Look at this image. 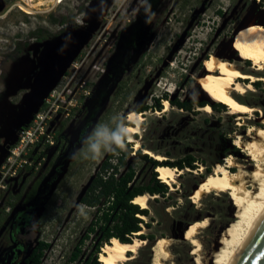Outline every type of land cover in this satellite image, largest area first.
Returning <instances> with one entry per match:
<instances>
[{
    "label": "rangeland",
    "instance_id": "obj_1",
    "mask_svg": "<svg viewBox=\"0 0 264 264\" xmlns=\"http://www.w3.org/2000/svg\"><path fill=\"white\" fill-rule=\"evenodd\" d=\"M91 1L97 3L96 0H67L63 7L51 12L30 15L16 5L21 1L0 0V73L3 70L5 78L10 80L17 71L21 73L25 64L39 65L50 41L62 33L72 35L75 41L87 38L81 49L82 56L88 54L86 65L96 64L98 58L95 59V55L101 53V60L98 59L102 62L99 63L101 75L102 68H107L104 60L113 50L123 46V49L128 48L124 42L120 46L118 34L125 26V19L131 17L130 10L144 3L149 14L154 9L149 19L150 34L145 48L134 50L122 76L112 85L107 83L97 89H101L103 96L99 97L97 92L91 100H86L84 115L60 131L58 143L47 149L46 161L36 171L28 169L11 183L12 194L4 198V207L11 206V213L6 214L4 207H0V252L14 245L10 234L16 214L32 205L31 219L25 223L21 217L18 223L19 237L24 244L22 264L41 241L48 243V247L40 264H82L95 251L100 230L91 233L89 228L99 210L86 205L82 198L111 152L91 158L90 143L95 140L97 128L115 131L121 119L127 125L131 111L138 112L140 105H154L155 98L165 94L173 100L213 102L198 82V78L206 73L205 60L212 54L235 63L244 72L264 77V71L251 69V61L241 59L232 47L238 30L249 24L264 25V0H126L115 19L118 23L111 22V17H94L92 24H76L88 7L86 2ZM99 1L96 8L103 3L102 8L109 0ZM52 14L58 21H51ZM97 20L100 21L98 25ZM40 29L42 31L38 34H32ZM37 37H42L43 41L37 43ZM256 82H259L257 92L237 95V98L257 106L264 113V80ZM7 85L0 84V138L9 139L12 144L17 140L15 133L25 121L30 103L29 90L20 85L8 92ZM1 91L4 92L3 100ZM164 102L161 110L144 111L149 114L144 115L141 132L133 134H137L141 148L162 154L165 160L175 161L193 154L198 159L197 168L180 169L185 171L173 183L175 189L168 184L166 196L158 195L149 200L150 215L143 219L151 226H143V233L153 237L146 239V244L125 264H153V246L162 236L172 240V258L167 264H198V256L192 254L194 245L185 238L184 232L194 221L203 219H208V226L198 234L202 243L199 257L204 264H211L222 247L221 237L225 229L236 219L237 207L227 193L213 192L199 203H195L191 196L215 171L216 164H225L231 155L251 170L254 162L247 161V153L234 144V139L238 133L244 135L250 125L263 126L264 115L260 110L255 111L251 119L240 126L237 115L227 114L229 106L226 104L208 113L196 104L193 109L184 110L169 101L170 108L164 112ZM131 143L135 152V144ZM108 147L112 151L116 148L110 141ZM101 150L104 151V145ZM134 152L126 161L137 170L135 184H146L151 178L152 167ZM0 154L4 157L6 149ZM112 162L115 164L116 159ZM77 248L81 251L73 261L71 257Z\"/></svg>",
    "mask_w": 264,
    "mask_h": 264
},
{
    "label": "bare ground",
    "instance_id": "obj_2",
    "mask_svg": "<svg viewBox=\"0 0 264 264\" xmlns=\"http://www.w3.org/2000/svg\"><path fill=\"white\" fill-rule=\"evenodd\" d=\"M26 2L29 6H25L23 0H21L20 5L25 10L32 12L37 4L32 0H26ZM233 41L239 57L244 61H251V69L257 72L264 71V25L249 24L245 26L237 31ZM217 56L212 54L205 60L206 73L198 78L199 86L213 102L228 105L227 114L237 115L238 124L244 126L247 119H251L250 116H253L255 111L260 109L240 101L237 95L244 96L251 91L257 92L254 82L264 80V77L244 72L235 63ZM245 79L249 81L245 82ZM164 103V112H166L170 108V102L165 100ZM200 108L208 113L213 111L211 105ZM261 112L264 115L263 111ZM156 113L160 114L159 111ZM145 114H149V112L131 111L128 115V120L132 123L127 125V130L131 133H129L128 141L134 142L136 150L141 148V143L132 133L141 132ZM261 122L263 126L250 125L244 135L238 133L234 139V144L247 153V161L254 162L251 170L231 155L226 158L225 164H216L215 171L199 184L191 196L195 203H199L206 195L213 192L215 194L227 193L237 207L236 219L225 229L221 237L222 247L217 250L215 259L211 264H233L244 244L264 217V116H262ZM143 150L156 159L165 160V156L154 153L149 148H143ZM230 167L237 169L230 170ZM184 171L167 165L157 168L159 178L171 185L172 190L175 189L173 183L177 181V176ZM157 196L144 193L138 195L133 202L142 208H148L149 200ZM142 217L147 218L144 215ZM207 226L208 219L194 221L184 232L185 238L194 245L192 254L198 256V264H204L199 257L202 243L198 234L201 229ZM146 242V239L140 237H135L132 242H122L114 238L110 244L103 248L100 260L103 264H125L135 257L134 254ZM171 244L172 240L167 236L157 238L153 246V264H167V261L172 258Z\"/></svg>",
    "mask_w": 264,
    "mask_h": 264
},
{
    "label": "trees",
    "instance_id": "obj_3",
    "mask_svg": "<svg viewBox=\"0 0 264 264\" xmlns=\"http://www.w3.org/2000/svg\"><path fill=\"white\" fill-rule=\"evenodd\" d=\"M50 18L53 22L58 21V18L53 14ZM41 31L42 29L32 34H38ZM248 62L250 63V61ZM257 84H259V82H254L255 86ZM96 95L97 93L93 96L95 97ZM163 100H169L171 104L184 110L193 109L195 104L200 107L211 105L213 109L226 106L224 103H215L209 100H173L169 99L168 95L165 94L161 98H155L154 105H142L137 108V110L138 112H144L153 108L161 110L163 108ZM88 123L91 124V121H88ZM130 124L132 123H127V125ZM134 135L137 137V134ZM124 148V151H122L121 148H115L108 154L103 161L99 172L90 183L84 197L82 198L86 205L98 208L99 211L97 217L95 221L92 222L89 230L92 233L99 229L101 234L96 243L95 251L82 264H103L100 260L102 249L110 244L114 238H117L122 242H132L135 238L134 236H138L141 239H149L150 236H152L140 233L143 231V226H151L150 223L145 222L142 217V215L147 217L150 215L149 209L142 208L139 204H136L133 201L138 195L144 193H148L152 196H166L169 191V186L159 178V173L157 172L159 166L167 165L178 169L197 168L196 163H198V159L193 154H189L175 161H170L169 159L161 161L148 153H144L143 148L134 152L133 144L127 140L125 141ZM133 152L136 153V155H139L141 159L148 162L152 167L151 178L146 184H135L137 170L133 165L128 164L126 161L127 157ZM114 158L116 159L115 164L112 162ZM122 167H125L126 169L122 171ZM209 170L210 169H208V171ZM47 247L48 243L41 241L32 252L27 263L40 264ZM80 251L81 249L77 248V251L71 257L73 261L78 258Z\"/></svg>",
    "mask_w": 264,
    "mask_h": 264
},
{
    "label": "built area",
    "instance_id": "obj_4",
    "mask_svg": "<svg viewBox=\"0 0 264 264\" xmlns=\"http://www.w3.org/2000/svg\"><path fill=\"white\" fill-rule=\"evenodd\" d=\"M32 1L37 4L32 12L25 10L19 3L16 5L27 14L35 15L63 7L67 0ZM125 1L113 0L103 17L98 19L111 17V22L114 23ZM23 4L29 6L26 0H23ZM92 4L93 1L86 2L88 7H85L84 12L81 13V18L77 19L76 24H88L86 17ZM115 23L118 22L115 21ZM79 54L51 89L41 107L34 113L30 123L22 126L17 140L6 147L5 156L3 157L0 154V207L5 205L4 198L6 199L11 183L21 178L28 169L36 171L46 161L47 149L58 143L60 131L66 129L69 124H75L84 115L86 100L90 98L94 90L92 86L95 87L101 77L99 72L101 66L98 62L101 59L97 61L98 63L88 66L86 65L88 63L86 55L88 54L85 56H82L81 52ZM101 72H104L103 68ZM4 210L9 213L11 206H5Z\"/></svg>",
    "mask_w": 264,
    "mask_h": 264
},
{
    "label": "flooded vegetation",
    "instance_id": "obj_5",
    "mask_svg": "<svg viewBox=\"0 0 264 264\" xmlns=\"http://www.w3.org/2000/svg\"><path fill=\"white\" fill-rule=\"evenodd\" d=\"M145 6H146V3L142 4L137 9L133 8L130 10L131 17H127L125 19V26L123 27L121 33L118 34L120 38V41H119L120 46L124 42L128 44V48L123 49L124 46L118 47L113 50V52L108 56L107 59L104 60V62H106V64L104 63V65L107 68L101 74L99 82L95 85V88L92 94L90 95V99H92L93 95L97 92H98L99 97L103 96V94L100 92L101 89H99V91L97 89L100 88L101 85L102 86L107 85V83H110L112 85L114 81H116L122 76L124 67L128 64L129 58L135 52L134 50L139 49V48L140 49L145 48V44L147 43L149 34H150L149 19L154 14V13L152 14L154 9H152V11L150 10L151 14H149L148 13L149 8L146 10ZM103 8H98L97 11H101L103 10ZM148 14H149V17L145 19V17ZM71 36L72 35L70 34L62 33L56 40L50 41L48 46L51 45L49 49H51L52 54H51V57H49L50 60L48 62V70H46V74H45L46 78L42 83H39V78L43 73L42 63L44 59L46 58V52L44 53V55H42V58L39 59V65L35 66L32 63L28 65L25 64L24 66L26 67L21 71V73L17 71L15 75H13L11 80L10 78H5V76L3 75L4 71L2 70L0 73V84L2 86L5 84H8L7 85L8 92L12 89H18L20 85L28 88L29 90L28 95H27L29 98L28 103L30 102L28 107L29 108L31 106L34 107L40 101L41 91L45 90V88L50 85L55 74H57L62 69V66L69 53L68 50L71 47V41H70V39L72 38ZM35 39L37 40V43H40V41H43V39L38 38V37ZM232 47L234 48V41H232ZM49 49H46L47 52H49L48 51ZM81 49H80V52H82ZM122 49L124 53L122 52ZM97 58L101 59V53L99 55L98 54L95 55V59ZM37 69H39L38 73L35 72ZM20 83H23V84H20ZM1 95H2L1 99L3 100L4 98L3 91H1ZM0 102L2 101L0 100ZM28 107L26 109L27 112L29 110ZM40 107L41 105L39 106V108ZM28 115L34 116V113L31 112V114H28ZM21 128L22 126H19V129L15 133L16 136H18V133L21 130ZM7 144L8 145L10 144L9 139L7 141L5 139L0 138V150L4 151L6 147L8 146ZM22 182H25V180ZM16 185H20V183L18 184L16 183ZM10 194H12L11 190L8 191L6 195V199L10 196ZM10 213L11 211L6 214L9 215ZM33 213H34V210L32 208V205L31 206L27 205V208L25 211H19L16 214L15 221L13 222V225L11 227V234H10L11 241L14 243V245L9 246L8 248H3V250L0 252V264H22L21 257H22V251L24 249V244L22 243L23 240L19 237L21 234L19 233L20 225L18 223L21 217H23V219L25 220V223H27V221L31 219V216L33 215ZM31 254L24 259L25 264H28L27 260L29 259Z\"/></svg>",
    "mask_w": 264,
    "mask_h": 264
},
{
    "label": "water",
    "instance_id": "obj_6",
    "mask_svg": "<svg viewBox=\"0 0 264 264\" xmlns=\"http://www.w3.org/2000/svg\"><path fill=\"white\" fill-rule=\"evenodd\" d=\"M112 1L113 0H109L108 3H106L103 6L104 8L102 7L103 10L101 11H97L98 8L95 7L96 4H98L100 1L98 0L97 3L94 2L89 7L88 12H87L86 20L88 21V23L90 22V24H92L93 23L92 19H95L94 17H97L98 19L99 17L103 16L106 13L108 7L111 5ZM95 23H97L98 25L100 22L97 20ZM86 39L87 38H82L78 41H75L74 38L70 39L71 47L68 50L69 53L62 66V69L57 74H55L50 85L46 87L45 90L41 91V97H40L39 103H37L34 107L32 106L30 108L28 107L29 110L26 113L25 121L22 124L23 126L30 123V121L33 118V115H28V114H31V112L36 113L38 111L39 106L43 104L44 99L48 96L51 89L57 84V82L59 81L61 76L65 73L70 63L78 56V54L80 53V49L83 47V44L85 43ZM50 46H47L48 48L47 47L46 48L49 49ZM48 51L50 53L47 52L46 50V58L44 59L42 63L43 73L39 78V83H42L46 78L45 74H46V70H48V62L50 60L49 57H51V54H52L51 49H49ZM233 264H264V217L259 222V224L255 228L251 236L248 238V240L244 244L243 248L239 252L236 259L234 260Z\"/></svg>",
    "mask_w": 264,
    "mask_h": 264
},
{
    "label": "clouds",
    "instance_id": "obj_7",
    "mask_svg": "<svg viewBox=\"0 0 264 264\" xmlns=\"http://www.w3.org/2000/svg\"><path fill=\"white\" fill-rule=\"evenodd\" d=\"M127 125L121 119L118 121V128L115 131H109L106 127L97 128L95 132V140L90 143V149L93 153L91 158L96 159L104 154V152L112 151V148L108 147V142L115 145L116 148L123 149L125 141L128 139L129 133ZM89 138H87L88 140ZM102 145H104V151H102Z\"/></svg>",
    "mask_w": 264,
    "mask_h": 264
}]
</instances>
